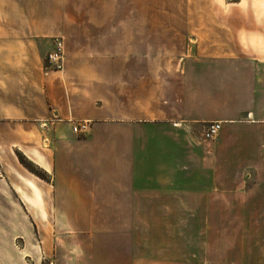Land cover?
<instances>
[{
	"label": "crops",
	"instance_id": "obj_1",
	"mask_svg": "<svg viewBox=\"0 0 264 264\" xmlns=\"http://www.w3.org/2000/svg\"><path fill=\"white\" fill-rule=\"evenodd\" d=\"M159 1L0 0V264L50 260V211L70 231L83 212L193 210L224 194L264 205V43L242 42L224 0ZM56 38L61 72L46 62ZM53 235L51 264H85ZM233 264H264V250Z\"/></svg>",
	"mask_w": 264,
	"mask_h": 264
},
{
	"label": "rangeland",
	"instance_id": "obj_2",
	"mask_svg": "<svg viewBox=\"0 0 264 264\" xmlns=\"http://www.w3.org/2000/svg\"><path fill=\"white\" fill-rule=\"evenodd\" d=\"M208 1L159 2L162 9L198 10ZM224 10L238 13L242 42L264 43V0H224ZM263 206L247 195L224 194L194 199L193 210L83 212L90 222L70 231L56 230L51 225L55 212L50 211L49 256L51 260L53 234H58L65 242L62 256L68 258L74 249L87 258L85 264H200L204 258L233 264L250 251L264 250Z\"/></svg>",
	"mask_w": 264,
	"mask_h": 264
},
{
	"label": "built area",
	"instance_id": "obj_3",
	"mask_svg": "<svg viewBox=\"0 0 264 264\" xmlns=\"http://www.w3.org/2000/svg\"><path fill=\"white\" fill-rule=\"evenodd\" d=\"M47 65L50 70L61 72L64 62V44L62 39H54V50L47 56ZM220 122L209 123L205 130L201 133V138L204 142H212L216 140L221 131ZM73 133L76 135L85 134L89 131V126L86 123L78 124L73 127Z\"/></svg>",
	"mask_w": 264,
	"mask_h": 264
},
{
	"label": "trees",
	"instance_id": "obj_4",
	"mask_svg": "<svg viewBox=\"0 0 264 264\" xmlns=\"http://www.w3.org/2000/svg\"><path fill=\"white\" fill-rule=\"evenodd\" d=\"M20 161L21 163L30 171L37 173L38 175L42 176L43 178H45L44 175H42L41 173H38L35 168L33 167V165L31 163H29L26 159H24L22 156H20Z\"/></svg>",
	"mask_w": 264,
	"mask_h": 264
}]
</instances>
